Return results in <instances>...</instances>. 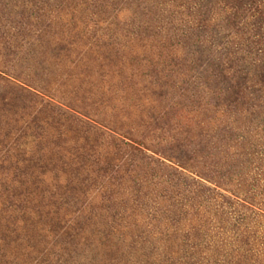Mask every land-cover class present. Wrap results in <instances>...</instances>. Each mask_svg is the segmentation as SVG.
<instances>
[{
	"label": "rangeland",
	"instance_id": "rangeland-1",
	"mask_svg": "<svg viewBox=\"0 0 264 264\" xmlns=\"http://www.w3.org/2000/svg\"><path fill=\"white\" fill-rule=\"evenodd\" d=\"M263 107L264 0H0V264L263 262Z\"/></svg>",
	"mask_w": 264,
	"mask_h": 264
},
{
	"label": "trees",
	"instance_id": "trees-1",
	"mask_svg": "<svg viewBox=\"0 0 264 264\" xmlns=\"http://www.w3.org/2000/svg\"><path fill=\"white\" fill-rule=\"evenodd\" d=\"M257 107L259 108V106H257ZM258 108H255L254 110H256ZM259 109H258V114L256 113V115L255 114L252 115V120L255 122L254 124L256 126H259L260 125V126H263L264 127V121L260 119L261 115H262V117H264V110L260 113V110ZM258 156H259V154H258ZM236 180H238V179H236ZM204 192H207V191L204 190ZM211 199L217 201V200H221V199H225V198H224V196L222 194H219L218 193V194L212 195ZM241 221H242L241 227L243 225L247 226V224H245V219H242ZM229 222H231V220L230 219H227V222H226L227 226H228V223ZM244 228L245 229H244L243 232H248V228H246V227H244ZM229 232H231V231H228L227 233H229ZM239 232H240V228H239ZM233 236H234V234H233ZM233 236H232V238H233ZM225 241H227V243H226V245L223 246V249L226 246L231 245V243L229 242V239L228 238L225 239ZM213 248H214L213 250L212 249H209L207 247L204 248V249H206V252H208V253L211 252L214 255V258H212V261L208 257L205 260V258H204L205 255H203L204 251H198V252H195V253L193 252L190 255H188V259L186 260V263L185 264H204L203 260H205L206 264H222V263L223 264H264V261L261 262V263H259L258 257H256V255H254V253H252L248 249L243 250L244 253H240V252L234 251L235 252L234 253V256H232L233 253H231V251L230 252H227V254L222 253V251L219 250V247H217V244L214 245ZM220 256L222 258L221 260L219 258Z\"/></svg>",
	"mask_w": 264,
	"mask_h": 264
}]
</instances>
